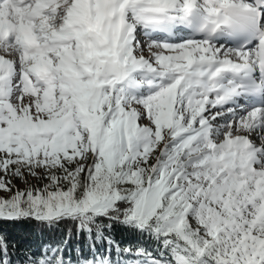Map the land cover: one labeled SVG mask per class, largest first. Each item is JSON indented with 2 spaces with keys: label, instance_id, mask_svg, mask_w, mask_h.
I'll return each mask as SVG.
<instances>
[{
  "label": "snow or ice",
  "instance_id": "snow-or-ice-1",
  "mask_svg": "<svg viewBox=\"0 0 264 264\" xmlns=\"http://www.w3.org/2000/svg\"><path fill=\"white\" fill-rule=\"evenodd\" d=\"M0 264H264V0H0Z\"/></svg>",
  "mask_w": 264,
  "mask_h": 264
}]
</instances>
